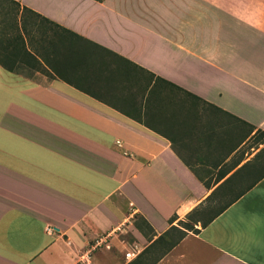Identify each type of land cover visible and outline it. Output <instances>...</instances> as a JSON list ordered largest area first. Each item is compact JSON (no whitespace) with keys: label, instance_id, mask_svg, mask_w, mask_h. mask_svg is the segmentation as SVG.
Here are the masks:
<instances>
[{"label":"crops","instance_id":"0c3cea01","mask_svg":"<svg viewBox=\"0 0 264 264\" xmlns=\"http://www.w3.org/2000/svg\"><path fill=\"white\" fill-rule=\"evenodd\" d=\"M12 1L49 23L0 37V264H264V0Z\"/></svg>","mask_w":264,"mask_h":264},{"label":"rangeland","instance_id":"374dc122","mask_svg":"<svg viewBox=\"0 0 264 264\" xmlns=\"http://www.w3.org/2000/svg\"><path fill=\"white\" fill-rule=\"evenodd\" d=\"M13 6L9 5L6 1L0 0V37L2 34H7V30L5 28V22H9L12 17V13H8ZM5 13H8L7 16H5ZM33 21H36L35 19H32ZM5 40V38H2L0 41V45ZM4 43V42H3ZM23 72V71H21ZM257 138L252 139V143L258 147V140L261 138V134L256 132ZM264 148V147H263ZM262 148V149H263ZM261 149V150H262ZM260 158V165L262 166V170L264 171V150L259 152L257 154ZM257 176V175H256ZM237 191L233 192H224L223 196L219 198H213L210 202L207 203L204 207H202L201 210L193 212L191 215L186 216L183 221L184 222H178L176 225L179 228L175 227V230L169 229L167 231L166 236L163 240H160L158 242H155L151 245V247L145 252L146 254L142 257V262L150 263L151 260L163 255L169 249L171 244H173L178 237L183 233V231H193L191 223H193L196 219L200 221V224L204 223L206 220H208L212 215H214L222 206L229 203L235 195H237ZM126 239L132 240V237L130 233L127 231L125 235Z\"/></svg>","mask_w":264,"mask_h":264},{"label":"trees","instance_id":"16d2710c","mask_svg":"<svg viewBox=\"0 0 264 264\" xmlns=\"http://www.w3.org/2000/svg\"><path fill=\"white\" fill-rule=\"evenodd\" d=\"M6 1L9 5L13 6V8H11V10L8 12V13H12V17L10 18L11 20L9 22H5V28L6 30L7 29H14V31H17L18 27H17V22H18V15L19 17L24 15V14H28V16H30V18L32 19H35V20H38V21H42V22H46V23H49L47 22L45 19L43 18H40L38 15L30 12L29 10H26L25 8H22L21 10L19 9V5L17 3H15L14 1L12 0H4ZM20 10V12H19ZM8 13H5V16H7ZM12 43V50L9 54V57L4 55L3 56V60L1 59L0 60V65L5 68L7 71H20L19 69H21V66L16 64V62L14 61L13 58L19 56L22 58L23 54H24V49H23V43H22V39H21V36L18 35V38H14L13 41L11 42ZM20 44H21V47H20ZM4 49H7V47H5ZM11 56V57H10ZM20 58V59H21ZM261 134V136L263 138H261L260 140H258L257 143L259 144H262L264 143V133L262 132H259ZM264 150V148L262 149ZM262 150H260L259 152H261ZM264 175L263 174H260L258 177H257V180L260 179L262 176ZM228 203L225 204L224 206H222L214 215H212L208 220H206L204 223L201 224V226H205L206 223L208 221H210L214 216L218 215L219 213H221L226 207H227ZM193 212H191L189 215H191ZM187 215V216H189ZM143 225L141 226V224L135 222L134 223V226L135 228L141 232L145 237H147L150 233H151V229L150 227L144 222L142 221ZM171 230H175L174 227H171L170 228ZM168 231V230H167ZM167 231L165 233H163L162 235H160L152 244H154L155 242H158L160 240H163L164 237L166 236L167 234ZM184 233H181V235L178 237V239L173 243L171 244V246L169 247V249L171 247H173L178 241L179 239H181L183 237ZM167 249V251L169 250Z\"/></svg>","mask_w":264,"mask_h":264},{"label":"built area","instance_id":"2783aa9c","mask_svg":"<svg viewBox=\"0 0 264 264\" xmlns=\"http://www.w3.org/2000/svg\"><path fill=\"white\" fill-rule=\"evenodd\" d=\"M45 232L51 233L52 229L50 227H46ZM108 239L109 236H101L94 239L84 252V257L86 258V260L89 258L90 254L97 249L100 248L106 250L109 249ZM138 253H139V248L133 245L127 252L124 253L123 258L125 261H130L134 259Z\"/></svg>","mask_w":264,"mask_h":264}]
</instances>
